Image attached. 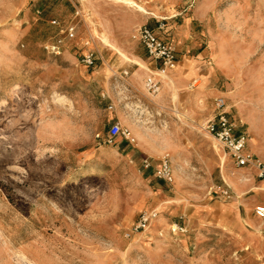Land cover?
<instances>
[{
    "label": "rangeland",
    "instance_id": "374dc122",
    "mask_svg": "<svg viewBox=\"0 0 264 264\" xmlns=\"http://www.w3.org/2000/svg\"><path fill=\"white\" fill-rule=\"evenodd\" d=\"M134 1L148 11L124 0H0V264H264V219L237 203L242 192L222 196L240 167L205 131L223 97L264 159V0ZM160 22L207 79L205 108L189 118L158 116V101L131 85L136 64L150 74L125 52H147L133 32ZM93 50L103 58L89 66ZM115 122L133 142L109 137ZM165 153L172 183L144 166ZM261 187L245 201L264 203Z\"/></svg>",
    "mask_w": 264,
    "mask_h": 264
},
{
    "label": "built area",
    "instance_id": "2783aa9c",
    "mask_svg": "<svg viewBox=\"0 0 264 264\" xmlns=\"http://www.w3.org/2000/svg\"><path fill=\"white\" fill-rule=\"evenodd\" d=\"M165 27L164 22H160L158 29L149 24L138 26L133 32V39L140 42L146 49L152 60L159 64L156 72H152L147 79L146 86L151 94H156L161 86V81L157 79L168 75L169 71L176 67L177 50L175 46L163 38L158 31ZM97 60V53L90 51L84 55L82 62L92 66ZM205 131L213 137L225 151L231 156L235 164L239 167H252L256 171V176L260 180H264V160L250 152L246 137L243 133H239L235 123L230 118L229 112L226 109V100L219 97L215 102V109L212 117L205 125ZM118 136H123L126 140H133L131 132L125 129L119 122L112 124L109 130V137L114 139ZM146 168L155 167V174L164 178L167 182H173V169L171 159L168 155L159 158V164L153 165L150 159L144 160ZM230 189L222 190V196L230 193ZM255 216L259 219H264V205H258L254 208Z\"/></svg>",
    "mask_w": 264,
    "mask_h": 264
},
{
    "label": "crops",
    "instance_id": "0c3cea01",
    "mask_svg": "<svg viewBox=\"0 0 264 264\" xmlns=\"http://www.w3.org/2000/svg\"><path fill=\"white\" fill-rule=\"evenodd\" d=\"M141 23H142V20H139V19L134 21V22L129 23V26H130L129 30L132 29L133 26H135L137 24H141ZM109 25H110L109 22L106 20L104 23V26L108 27ZM104 31H106L109 34V36L114 41H116V43L121 47V45L119 43L118 32L115 33L114 30H110V29H106V28L104 29ZM93 51L96 52L95 50H93ZM125 52L129 56H131L132 58H134V59L142 62L144 65H146L148 68V71H150V74L148 75V72L146 71L145 68L140 67L136 63H135L136 65L133 66L134 67L133 72L138 71L139 74H142V78L136 80L134 77L132 79L131 85L133 87L138 88V90L141 91V94L144 97H146L147 93L144 89H142V87L140 86V83L144 82L146 89H148L146 86L147 79L151 76L152 72H156V70L159 67V64L156 61L152 60V58L148 55L147 52L146 53L141 52L140 54L139 53L138 54L137 53L131 54L130 52H127V51H125ZM98 53L99 54L97 55V60H101L103 58L102 54H101V52H98ZM65 59L68 60L66 62L71 64V65L78 63V60L69 52H68V54H66ZM199 62L200 61H198L196 58L187 59L184 56H179L178 52H177L176 67L171 69L168 73V76H170L172 78L171 84H166L164 77H162V78L158 77L157 78V79H159V81L162 82L160 89L156 93V94H158L159 92H161V96L158 100V104H154L155 105V113H157L158 116H161L162 113H169V112L175 111L176 114L181 113L180 114L181 116L183 115L186 118H189L191 116V114L195 113L198 109L205 108V107L200 106V104L197 103V99L198 98L200 99L201 96L205 97V100L208 96L206 76L203 75L202 73H200V71H198L199 69L197 68ZM78 66L79 67H76L75 71L79 73V78L85 77L86 71H84L82 66H80V65H78ZM100 73H101V71H96V73H94L95 74L94 76H99ZM122 73L125 76L129 75L128 70H124ZM199 80L202 81L203 86H205V90H204V92L203 91L199 92L200 94L198 93L199 94V96H198V94H197L198 88L196 87L195 84ZM205 106H206V104H205ZM169 116L173 117V115H169ZM160 120H163V119L160 118ZM174 133H175V131H174ZM176 136H177V134H176ZM131 137L134 138L132 136V134H131ZM128 141L133 142V140H128ZM164 155L170 156L168 153H165ZM164 155H162V156H164ZM162 156H160L159 158H161ZM257 157H259V156H257ZM159 158H158V163H156V164H155L154 159H152L151 157H149L148 159H150L152 161L153 165H158L159 164ZM260 159H262V158H260ZM262 160H264V159H262ZM234 173H235V176L233 177L234 186L229 184L231 186L230 187L231 192H232L233 196H235V198H236V194H237L236 192H242V194H243L240 196L241 199L238 200L237 203H239L240 205L241 204L247 205L250 210H251L252 206H254V208H255L258 205H264V203L253 204V201H250L249 199L247 201H245L246 194L255 190L254 188L261 187V186H263L261 188H264V180H260L257 178L255 169L252 167H240L236 171H234ZM246 176L249 178V180L248 181H242L241 179L243 177H246ZM253 213H254V209H253ZM249 219H250V216H249ZM251 221L253 222V219H251Z\"/></svg>",
    "mask_w": 264,
    "mask_h": 264
},
{
    "label": "bare ground",
    "instance_id": "6f19581e",
    "mask_svg": "<svg viewBox=\"0 0 264 264\" xmlns=\"http://www.w3.org/2000/svg\"><path fill=\"white\" fill-rule=\"evenodd\" d=\"M126 3H128V4H133L136 8H140L142 11H145V12H147L148 10H146L144 7H142L141 5H139L138 3H136L134 0H124ZM112 41H114V40H112ZM110 46H112V47H114V45L113 44H111L110 43ZM115 49L120 53V55H121V57H122V59L124 60V62L125 63H127L129 60H130V57L125 53V52H123L121 49H119V48H117L116 47V45H115ZM133 61V60H132ZM143 66V65H142ZM134 77H135V79L137 80V79H141L142 78V74H139L138 72H136L135 74H134ZM164 78H165V81H166V84H171V82H172V79L170 78V76H168V75H166V76H164ZM166 78H168V81H167V79ZM175 85V84H174ZM140 86L146 91V93L148 94V95H150L151 96V98H152V101L153 100H155L156 102L159 100V98H160V96H161V92L160 93H158L157 95H154V94H151V93H149L147 90L148 89H146V87H145V83L144 82H142V83H140ZM199 93V92H198ZM200 94V93H199ZM199 94H198V96H199ZM201 98V97H200ZM202 99V98H201ZM133 133L135 134V135H137L138 137H140V138H142V137H144L143 135H141L140 133H138V132H136L135 130H133ZM207 136H208V134H207ZM160 150V149H159ZM162 151V150H161ZM161 151H159V152H161ZM156 152V151H155ZM162 153V152H161ZM230 178H231V176H230ZM244 179V180H243ZM241 180H243V181H245V180H248V177L246 176V177H243ZM232 181V180H231Z\"/></svg>",
    "mask_w": 264,
    "mask_h": 264
}]
</instances>
